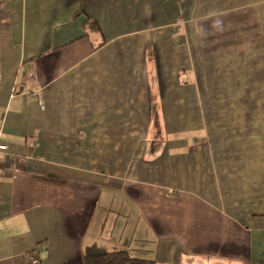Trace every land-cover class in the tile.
<instances>
[{
  "label": "crops",
  "instance_id": "obj_1",
  "mask_svg": "<svg viewBox=\"0 0 264 264\" xmlns=\"http://www.w3.org/2000/svg\"><path fill=\"white\" fill-rule=\"evenodd\" d=\"M0 131V264H264V0H0Z\"/></svg>",
  "mask_w": 264,
  "mask_h": 264
},
{
  "label": "trees",
  "instance_id": "obj_2",
  "mask_svg": "<svg viewBox=\"0 0 264 264\" xmlns=\"http://www.w3.org/2000/svg\"><path fill=\"white\" fill-rule=\"evenodd\" d=\"M155 135L152 138V151L157 154L162 141V121L157 114L154 117ZM154 149V150H153ZM84 264H156L155 260L135 257L126 251L110 250L102 245H92L86 249Z\"/></svg>",
  "mask_w": 264,
  "mask_h": 264
},
{
  "label": "built area",
  "instance_id": "obj_3",
  "mask_svg": "<svg viewBox=\"0 0 264 264\" xmlns=\"http://www.w3.org/2000/svg\"><path fill=\"white\" fill-rule=\"evenodd\" d=\"M36 98L41 99L38 91H35L33 94ZM8 150V146L2 142V132L0 131V153H5Z\"/></svg>",
  "mask_w": 264,
  "mask_h": 264
},
{
  "label": "rangeland",
  "instance_id": "obj_4",
  "mask_svg": "<svg viewBox=\"0 0 264 264\" xmlns=\"http://www.w3.org/2000/svg\"><path fill=\"white\" fill-rule=\"evenodd\" d=\"M155 133H156L155 130H152V132H151V138H149V139H152V138L154 137ZM165 135H166V134H165V131L163 130V131H162V137H161V139H162L161 143H162L163 141L166 140ZM161 143H160V145H161ZM160 145H159V146H160ZM151 147H152V144L150 143L149 146H148V148L150 149ZM153 150H154V149H153Z\"/></svg>",
  "mask_w": 264,
  "mask_h": 264
}]
</instances>
